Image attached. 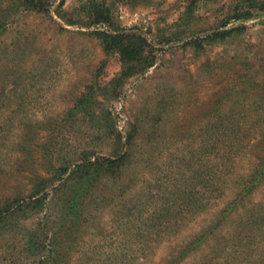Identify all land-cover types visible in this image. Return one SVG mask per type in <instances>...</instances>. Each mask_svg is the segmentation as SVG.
Segmentation results:
<instances>
[{
    "label": "rangeland",
    "instance_id": "1",
    "mask_svg": "<svg viewBox=\"0 0 264 264\" xmlns=\"http://www.w3.org/2000/svg\"><path fill=\"white\" fill-rule=\"evenodd\" d=\"M236 1L0 0V213L48 193L0 223V264H264V15L207 37ZM89 2L145 37L152 67L106 54V24H67ZM98 156L123 164L71 175Z\"/></svg>",
    "mask_w": 264,
    "mask_h": 264
},
{
    "label": "trees",
    "instance_id": "2",
    "mask_svg": "<svg viewBox=\"0 0 264 264\" xmlns=\"http://www.w3.org/2000/svg\"><path fill=\"white\" fill-rule=\"evenodd\" d=\"M17 7L25 12L33 13H47L51 8L56 4L57 0H16ZM184 17L192 18L193 9L192 4L188 5ZM79 13L80 19H74V15H71V19L67 21L68 25H79L80 27L90 28L93 25L106 24L110 30H97L94 31V35L100 40L101 46L104 52L108 55L116 54L122 60V63L125 67V70H133L140 67V71L146 70L153 66V61H149L147 56H145L147 48L150 47L148 41L142 35L124 31L116 27L111 19L110 13L107 9L96 2H89L81 5L75 9ZM85 13L86 16L81 17V14ZM264 15V0H237L236 3H233L229 7V12L226 15V19L221 23L220 27L222 31L213 32L209 37L210 39H226L228 37L240 36L245 31L246 28L242 25H238L244 21H249L254 17ZM232 23H235L236 26H229ZM238 25V26H237ZM231 27L230 29H227ZM6 30V21L2 22V17H0V37L4 34ZM181 31L176 33L172 43L170 41L165 42L164 45L169 44H178L183 43L186 38L180 34ZM90 34H93L90 33ZM194 40V38H193ZM190 39L189 42H191ZM189 42H186L185 47L190 45ZM193 42V41H192ZM142 66V67H141ZM123 160H126V157H122ZM123 164L122 160L106 158V157H96L92 159L90 157H85L82 164H78L72 171L73 176L80 174L81 179L87 182L91 180L93 182L94 176H98L103 172H109L117 170ZM62 172V170H61ZM63 173H67V170H64ZM101 173V174H100ZM54 181H58L55 179ZM53 181V182H54ZM46 184L45 181H41L36 184L33 188V193L28 197L20 199L18 205L13 207V211L10 210V213L17 214L18 211L23 209L32 210L37 212L42 209L46 203ZM8 215L1 212L0 213V223L4 222Z\"/></svg>",
    "mask_w": 264,
    "mask_h": 264
}]
</instances>
